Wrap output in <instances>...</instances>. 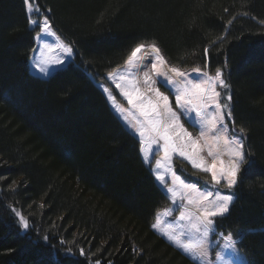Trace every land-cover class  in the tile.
I'll list each match as a JSON object with an SVG mask.
<instances>
[{
    "label": "trees",
    "instance_id": "16d2710c",
    "mask_svg": "<svg viewBox=\"0 0 264 264\" xmlns=\"http://www.w3.org/2000/svg\"><path fill=\"white\" fill-rule=\"evenodd\" d=\"M39 3L74 54L49 77L32 74L36 30L24 2L0 0V264H194L152 229L169 198L96 85L152 39L172 67L212 74L227 61L233 118L256 163L242 170L216 231L232 233L250 264H264V0ZM175 164L186 174V163ZM9 205L29 218L27 232ZM77 246L96 255L80 257Z\"/></svg>",
    "mask_w": 264,
    "mask_h": 264
},
{
    "label": "snow or ice",
    "instance_id": "6c2138e0",
    "mask_svg": "<svg viewBox=\"0 0 264 264\" xmlns=\"http://www.w3.org/2000/svg\"><path fill=\"white\" fill-rule=\"evenodd\" d=\"M23 2L31 30L39 29L33 38L36 46L32 49V65L34 69H38L40 75L49 77L54 69L65 64L66 58L73 56L74 44L65 43L53 31L52 23L45 15V12H50L51 9L42 8L39 0H23ZM243 15L248 14L245 12ZM235 19L236 17H233V20ZM233 20H229L227 24L231 25ZM261 24H264V21H261ZM50 37H55V40L50 41ZM225 38V36L217 37L210 44L214 46L217 41L223 42ZM204 56L207 60L209 47L204 48ZM149 64L150 69H148ZM166 64L167 61L161 54L158 42L155 39L145 40L132 49L122 70L108 73V77L115 83L120 94L127 99L128 104L139 111L135 123L125 114V109L116 104L112 91L103 85L100 87L112 103L122 127L138 140L142 160L153 173L160 189L173 201L172 208L165 209L163 213L157 212L156 223L152 228L157 229L169 242L187 254L194 264H234L232 257L239 258L241 254L236 247L237 241L233 238V234L229 233L222 237L225 241L223 248L231 250V255L226 257L218 251L215 253L214 261L209 260L212 247L210 236L218 235L216 220L224 218L229 213L230 205L237 199L232 190L238 184L242 170L254 166L256 160L254 153L246 147L247 129L236 125L233 118L231 85L225 78L227 61L222 67L215 69L214 75L202 71L199 67L193 69L197 73L196 79L199 81L197 83L188 80L189 74L177 67L170 68V72L179 78L173 79L168 71L163 70ZM140 67L148 69L143 74V88L139 86L137 80L129 78L134 75L133 69ZM117 78L120 82H116ZM157 83L174 97L180 115L173 110L169 95H165L160 88L155 87ZM149 93L152 95L149 96ZM180 116H183L192 127L199 128L201 137H205V130L211 132L212 144L209 146L208 154L214 157L226 154L229 157L228 161L220 159L217 166V161L214 159L211 166H206L199 157L201 151L199 141L194 139L192 133L180 123ZM160 141H163L164 156L162 159H156L153 167L152 160L155 152L160 148ZM189 147L191 151L186 150ZM175 154L189 161L193 168L211 173V180H205L202 189L197 188L195 183L186 182L177 174L172 164V157ZM222 181L225 183L222 184ZM217 186H221L226 191H222L221 187ZM178 199H187L188 205L196 206L197 213L181 212L180 217L173 223H168L166 227L160 226L162 215L171 216L177 210ZM9 208L16 218L18 227L27 232L31 227L29 218L11 205ZM42 239L47 242L49 236L44 235ZM60 245L64 247L66 242L61 240ZM52 247L55 248V245ZM77 248L80 257L85 259L96 255L95 253L86 255L83 247L77 246ZM133 251L135 252L136 249ZM65 255L71 259L77 258L71 247L67 248ZM95 264H100V260H95Z\"/></svg>",
    "mask_w": 264,
    "mask_h": 264
},
{
    "label": "rangeland",
    "instance_id": "374dc122",
    "mask_svg": "<svg viewBox=\"0 0 264 264\" xmlns=\"http://www.w3.org/2000/svg\"><path fill=\"white\" fill-rule=\"evenodd\" d=\"M33 18H35V17H33ZM36 30V32H38L39 31V29L37 28V29H35ZM35 35H36V33H35ZM35 35H34V37H35ZM50 39V41H54L55 40V37H50L49 38ZM36 46V42L34 41V47ZM148 49H145V51H147ZM142 54V53H141ZM38 55V54H37ZM33 56V52L31 53V56H30V59H29V64H28V68H29V71L32 73V74H34V75H36V76H38V77H41V78H46L45 76H42V75H40L39 74V71H38V69H34V67H33V65H32V60H31V57ZM72 59V57L71 58H66V62H65V64L62 66V67H64L70 60ZM125 67V63L122 65V66H120V67H118V68H116V69H114V70H112V71H110V72H114V71H120V70H122L123 68ZM150 67H151V65L149 64L148 65V69H150ZM172 66H170V65H168V63L165 65V66H163V70H165V71H168V74H169V76H171L173 79H179V78H177L176 76H175V74L174 73H171L170 72V68H171ZM61 68V67H60ZM57 69H59V68H57ZM57 69H54L53 70V72L54 71H56ZM148 69H145V68H143V67H140V68H137V69H133V73H134V75L132 76V77H129L130 79H135V80H137L138 82H139V86L141 87V88H143L144 87V85H143V74H144V72L146 71V70H148ZM180 69V68H179ZM193 69H195V68H192V69H180L181 71H183V72H186V73H188L189 75L187 76V79L188 80H191L193 83H197V82H199L197 79H196V76H197V73L196 72H194L193 71ZM202 71H206L205 69H201ZM52 72V73H53ZM110 72H108V73H110ZM108 73L107 74H105V76H104V81H101V82H96V85L102 90V88L100 87V85H103L104 87H108L111 91H112V95L116 98V104H118V105H120V107H122L123 109H125V114L126 115H129V119L130 120H132L133 121V123H135V118L136 117H139V111L137 110V109H133L132 108V106L131 105H129L128 104V102H127V99L125 98V97H123L121 94H120V91H119V89H117L116 87H115V83H113L112 81H111V79L108 77ZM215 73V72H214ZM214 73H212V74H210V75H214ZM151 74V73H150ZM116 82H120L119 81V78H117V81ZM155 87H158V88H160V91H162V92H164L165 93V95H169V99H170V102H172V107H173V110H175V111H177V114L178 115H180V113H179V110L177 109V106L175 105V102H174V97L171 95V93H169L163 86H161L159 83H157L156 85H155ZM219 90V89H218ZM103 92V91H102ZM104 93V92H103ZM104 95H105V97H106V99H107V94H105L104 93ZM149 96H151L152 94H148ZM107 102H108V104H109V106H110V109L112 110V112L117 116V114H116V112L113 110V106H112V103L107 99ZM130 113H132V115H130ZM140 119H143L142 117H140ZM121 121V120H120ZM180 123L181 124H183V126H184V128L185 129H187L188 130V132H190V133H192V136H193V138L194 139H197L198 141H199V144H200V146H201V151L199 152V157L200 158H202L203 159V161H204V163H205V165L206 166H211L212 165V163H213V160L215 159L216 161H217V166H219V160L220 159H223L225 162H227L228 161V159H229V157L226 155V154H221L220 156H218V157H214V156H210L209 154H208V151H209V146L212 144V133L211 132H209V131H207V130H205V137H201L200 136V129L199 128H194V127H192L186 120H185V118L183 117V116H180ZM162 145H163V141H160V148H159V150L158 151H156L155 152V157L153 158V160H152V166L153 167H155V160L156 159H162L163 158V156H164V151H163V147H162ZM187 151H191V148L189 147V148H187L186 149ZM213 151H215V148H213ZM141 154V153H140ZM141 157H142V154H141ZM176 161H181V162H183V163H186L187 164V166L186 165H184V166H182L181 168H182V171L184 170L185 172H186V174H183L182 172H179V170L177 169V167H176V164H175V162ZM172 164H173V166H174V168L176 169V171H177V174L178 175H181V178L182 179H185V181L186 182H190V183H195L196 184V186H197V188H200V189H202L203 188V182L205 181V180H208V179H206V177H202V178H200V177H198L197 175H195V174H193L194 172H199V173H204L202 170H199V169H195V168H193L192 167V165H191V163L189 162V161H187L186 159H184V158H180L179 156H178V154H175V155H173V157H172ZM183 171V172H184ZM189 172V173H188ZM192 174V176H193V178L195 179V180H193V179H190V180H188L187 178V175L188 174ZM153 174V173H152ZM204 174H206V175H208L209 176V181L211 180V173H204ZM154 176V175H153ZM199 178V179H198ZM155 179V178H154ZM223 183H225V182H223L222 181V184ZM217 187H221V186H217ZM221 190L222 191H226L225 189H223L222 187H221ZM178 196H179V194H178ZM168 198H169V205H167L166 207H164L163 209H161L160 211H158V212H161V213H163L164 212V210L165 209H169V208H172L173 207V201L170 199V196H167ZM211 199V198H210ZM178 204H179V207L177 208V210H175L173 213H172V215L171 216H167V217H165V216H161V225L160 226H162V227H166L167 226V224L168 223H173L176 219H178L179 217H180V213L181 212H185L186 214L188 213V212H192V213H197V208H196V206L195 205H188V200L187 199H183V200H179L178 199ZM156 217V216H155ZM154 223H156V219H154V221H153V223H152V225L154 224ZM153 229V228H152ZM156 233H158L159 235H161L160 234V232L157 230V229H153ZM218 235H214V236H210V242H211V244H212V247L210 248V252H209V260L210 261H214L215 260V253L216 252H222L223 254H225V256L226 257H228V256H230L231 255V250H228V249H224L223 248V244L225 243V241L223 240V236L224 235H222V234H220V233H217ZM162 236V235H161ZM162 237H164V236H162ZM166 240H167V238L166 237H164ZM234 238V237H233ZM236 241L238 240L237 238H234ZM168 241V240H167ZM171 243V242H170ZM171 244H173V243H171ZM174 245V244H173ZM175 246V245H174ZM176 247V246H175ZM236 247H237V244H236ZM179 249V248H178ZM181 250V249H180ZM239 250V249H238ZM182 251V250H181ZM239 253L241 254L240 255V257L239 258H237V257H232V259H233V262H234V264H250L249 263V261H248V259L245 257V255L241 252V251H239ZM187 255V254H186ZM188 256V255H187Z\"/></svg>",
    "mask_w": 264,
    "mask_h": 264
},
{
    "label": "water",
    "instance_id": "95a60500",
    "mask_svg": "<svg viewBox=\"0 0 264 264\" xmlns=\"http://www.w3.org/2000/svg\"><path fill=\"white\" fill-rule=\"evenodd\" d=\"M248 231V230H247ZM247 231H245V232H247Z\"/></svg>",
    "mask_w": 264,
    "mask_h": 264
},
{
    "label": "crops",
    "instance_id": "0c3cea01",
    "mask_svg": "<svg viewBox=\"0 0 264 264\" xmlns=\"http://www.w3.org/2000/svg\"><path fill=\"white\" fill-rule=\"evenodd\" d=\"M157 183V182H156Z\"/></svg>",
    "mask_w": 264,
    "mask_h": 264
}]
</instances>
